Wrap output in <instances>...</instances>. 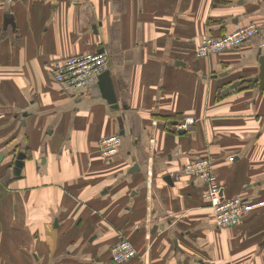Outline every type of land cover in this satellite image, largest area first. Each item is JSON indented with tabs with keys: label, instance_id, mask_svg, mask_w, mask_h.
<instances>
[{
	"label": "crops",
	"instance_id": "crops-1",
	"mask_svg": "<svg viewBox=\"0 0 264 264\" xmlns=\"http://www.w3.org/2000/svg\"><path fill=\"white\" fill-rule=\"evenodd\" d=\"M251 21L250 41L196 57L207 32ZM260 50L264 0L0 3V264H115L122 236L138 250L124 264H264V92H224L258 74ZM101 51L116 109L98 82L70 93L54 79L55 62ZM122 129L119 153L103 157L101 138ZM20 151L22 175L6 177ZM198 158L228 197L257 204L241 224L215 225L207 185L183 172Z\"/></svg>",
	"mask_w": 264,
	"mask_h": 264
},
{
	"label": "built area",
	"instance_id": "built-area-1",
	"mask_svg": "<svg viewBox=\"0 0 264 264\" xmlns=\"http://www.w3.org/2000/svg\"><path fill=\"white\" fill-rule=\"evenodd\" d=\"M14 1L17 0H0V3ZM260 31V24L251 21L238 25L232 31L221 36L207 32L195 55L198 58H207L221 54L250 41ZM107 62L108 53L106 51L67 57L55 62L54 79L63 90L74 93L80 89L88 88L94 83L105 70ZM194 122L193 118H187L179 123V128L188 129ZM122 141L120 134L105 136L99 141L98 151L105 158H113L119 153ZM230 160L233 161L234 157H230ZM183 172L190 177L200 179L207 185L208 191L205 197L211 200L213 221L218 228L229 229L241 224L256 206L246 201L242 196L228 197L225 194L224 186L215 174L213 161L209 158L190 161L183 167ZM174 177L177 178V175ZM110 253L115 264H124L138 256L135 245L125 236H122L111 246Z\"/></svg>",
	"mask_w": 264,
	"mask_h": 264
},
{
	"label": "water",
	"instance_id": "water-1",
	"mask_svg": "<svg viewBox=\"0 0 264 264\" xmlns=\"http://www.w3.org/2000/svg\"><path fill=\"white\" fill-rule=\"evenodd\" d=\"M9 24H11L13 27H15L16 25L14 16L12 14L5 15L4 27H8ZM258 59H259V72L256 76L240 79L230 84L228 87H226L224 92H228L232 89H235L246 82L256 83L258 85L257 90L264 92V53L262 52V50L258 52ZM226 74H228V72H226ZM95 82H98V85L103 89L104 97L107 100V102L110 104V107L114 109L119 108L118 98L116 96V92L114 88V82L112 81V77L110 76L109 70L103 71ZM171 124L177 125L178 121L169 122V125ZM178 132L182 133L185 132V130L179 129ZM120 135L121 136L125 135V131L123 129L121 130ZM3 155H4L3 153L0 154V159L3 158ZM26 158H27V154L24 151H20L17 154L14 160V166L12 168L13 177H20L22 175V171L26 163ZM140 171H141V167L139 166L138 163H135L134 166L130 168V170L128 171V174H134L135 172H140ZM164 179L168 184L172 186L175 184L174 176L170 173L166 174L164 176Z\"/></svg>",
	"mask_w": 264,
	"mask_h": 264
},
{
	"label": "rangeland",
	"instance_id": "rangeland-1",
	"mask_svg": "<svg viewBox=\"0 0 264 264\" xmlns=\"http://www.w3.org/2000/svg\"><path fill=\"white\" fill-rule=\"evenodd\" d=\"M5 169H6V168H5ZM4 171H5V170L3 169V172H4ZM4 174H5L6 177H11L10 169H8L7 171H5ZM3 179H4V180H7V178H3ZM251 204H252V205H257L256 203H252V202H251ZM253 209H254V208H253ZM253 209H252V210H253ZM54 225L56 226L57 224L54 222ZM234 227H236V226H234ZM231 228H233V227H231ZM231 228H230V229H231Z\"/></svg>",
	"mask_w": 264,
	"mask_h": 264
},
{
	"label": "trees",
	"instance_id": "trees-1",
	"mask_svg": "<svg viewBox=\"0 0 264 264\" xmlns=\"http://www.w3.org/2000/svg\"><path fill=\"white\" fill-rule=\"evenodd\" d=\"M16 158V157H15ZM15 160V159H14ZM14 164V163H13ZM14 166V165H13ZM12 168L13 167H10L9 169H10V173H11V176H12V178H19V177H13V171H12Z\"/></svg>",
	"mask_w": 264,
	"mask_h": 264
}]
</instances>
